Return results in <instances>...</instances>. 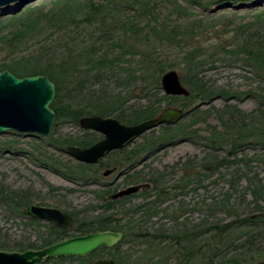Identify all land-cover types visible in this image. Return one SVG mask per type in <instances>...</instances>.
I'll return each instance as SVG.
<instances>
[{
  "label": "trees",
  "instance_id": "1",
  "mask_svg": "<svg viewBox=\"0 0 264 264\" xmlns=\"http://www.w3.org/2000/svg\"><path fill=\"white\" fill-rule=\"evenodd\" d=\"M241 1L55 0L49 9H25L0 23V72L9 70L21 78L42 74L56 85L51 108L57 119L47 141L68 160L36 150L69 181L100 187L95 193L102 201V211L96 215V207L70 213L74 221L70 228L58 231L57 226L44 224L48 230L38 241L11 244L0 234V250L42 249L70 233L110 230L124 234L114 248H101L117 264H264V178L252 167L264 164V28L257 27L264 21V12L255 24L237 27L231 43H218L215 48L207 47L203 38L208 33L207 20L194 12ZM165 43L182 56L180 76L190 91L188 97L163 92V74L181 68L157 53ZM217 56L222 62L231 59L233 66L242 63L260 80L246 93L257 102L251 112L234 103L243 100L240 93L218 91L200 78L203 65ZM135 98L139 101L131 104ZM219 100H223L221 107L216 105ZM167 107L185 110L184 120L152 130L139 139L143 143L137 140L129 152H119L130 170L126 186L147 188L131 196L127 208L116 202L109 208V183L103 175L109 170V155L97 165H88L66 153L68 146L96 144L101 135L82 129V135L62 137L57 127L79 126L88 116L138 124L158 117ZM179 141L203 147V154L182 164L176 180L168 181L167 175L159 173L140 177L153 157L152 149L159 143ZM221 183L225 187L216 197L195 205L204 217L198 222L184 218L190 210L181 201L163 207ZM133 198L141 202L135 204ZM31 205L26 193L0 186V206L30 218L35 226L43 225L28 214ZM224 213L226 219L220 216ZM96 255L41 264H92Z\"/></svg>",
  "mask_w": 264,
  "mask_h": 264
},
{
  "label": "rangeland",
  "instance_id": "2",
  "mask_svg": "<svg viewBox=\"0 0 264 264\" xmlns=\"http://www.w3.org/2000/svg\"><path fill=\"white\" fill-rule=\"evenodd\" d=\"M55 0H33L23 7L20 4H13L0 9V23L4 22L8 17L13 15H4L8 10L20 12L31 10L37 7L51 8L52 2ZM231 7L220 11H213L217 6H214L210 12H204L200 9H195L194 12L200 16H204L207 20L208 33H206L205 44L207 47L215 48L218 43L229 44L232 42L231 35L239 26L255 24L257 16L264 12V0H243L236 4L231 3ZM19 12V13H20ZM17 13V14H19ZM16 14V15H17ZM258 28H264V21L257 23ZM178 49L168 44L158 46L157 53L166 57L169 62L181 64L182 56L179 55ZM1 53V52H0ZM1 58V56H0ZM3 58V57H2ZM219 56L214 59V62H207L203 65L200 78L203 79L208 86H213L216 90L229 91L231 94H241L243 100L234 101L245 112H251L257 102L254 97H246V93L255 89L260 80L255 76L250 69L242 67V63L236 65L229 64L233 62H222L218 60ZM181 68H175L179 73ZM169 71V70H168ZM245 94V95H244ZM244 95V96H243ZM139 100L135 98L131 104L137 103ZM223 100L217 101V107H221ZM213 122L216 121L213 119ZM203 128V127H202ZM57 134L63 136H79L82 135V128L74 126L70 123H65L57 127ZM38 134H27L17 132H7L0 135V186H6L17 192L26 193L33 205L52 207L60 209L66 213L80 212L86 207H96L98 210L95 215L102 210L100 209L102 201L96 196V191L100 187L96 185H84L69 181L62 174L49 167V162L39 155V151L48 150L54 152L57 159L61 161L68 160L63 157L59 151H54L48 144V139ZM140 142V140H138ZM203 147L194 144L182 143L168 150L158 153L148 164H151V170L172 171L173 167L180 164L175 171L179 170L187 160H193L203 154ZM253 170L261 174L264 178V164L253 163ZM148 171V170H146ZM177 174H171L167 180L172 181L178 179ZM109 180V179H108ZM109 182V181H108ZM225 184L220 186H211L208 191L200 190L198 193L190 192L188 195L178 197L176 200L170 201L167 205L175 204L181 201L184 205H188L190 212L184 218L190 221H199L203 217L202 213L195 208L196 204L207 201L210 196H217V192L221 191ZM250 200V197H248ZM210 201V200H208ZM135 204L141 202L140 198H134L132 201ZM196 210V211H192ZM222 218L226 219L227 214H221ZM159 217L153 222L158 223ZM165 223H170L164 220ZM41 226H35L30 222V218L9 212L5 207L0 206V234L6 236L9 241L15 243L24 239L38 241L40 235L47 232L46 225L50 224L42 221Z\"/></svg>",
  "mask_w": 264,
  "mask_h": 264
},
{
  "label": "water",
  "instance_id": "3",
  "mask_svg": "<svg viewBox=\"0 0 264 264\" xmlns=\"http://www.w3.org/2000/svg\"><path fill=\"white\" fill-rule=\"evenodd\" d=\"M33 0H0V9L13 4L23 5ZM231 7L217 6L213 11ZM8 10L4 15H16ZM163 92L169 97H188L189 89L182 83L177 70L165 72L161 78ZM56 96V85L46 75L18 77L9 70L0 72V135L7 132L38 134L49 137L56 122L57 114L51 108ZM186 111L177 107H167L151 120L138 124H125L114 117L88 116L80 120L79 126L86 131L96 132L102 139L96 144L80 148L68 146L66 153L79 163L97 165L110 152L131 145L146 133L161 126H173L184 120ZM109 177V170L103 173ZM147 186H131L115 198L131 196L145 190ZM28 214L37 220L46 221L60 228L73 226L69 213L52 207L31 205ZM122 232L100 231L84 236L66 239L44 249H29L23 252L0 250V264H41L53 259L66 257L84 258L101 247L117 246L123 239ZM94 264H117L112 258L100 259Z\"/></svg>",
  "mask_w": 264,
  "mask_h": 264
},
{
  "label": "flooded vegetation",
  "instance_id": "4",
  "mask_svg": "<svg viewBox=\"0 0 264 264\" xmlns=\"http://www.w3.org/2000/svg\"><path fill=\"white\" fill-rule=\"evenodd\" d=\"M140 142L143 143V140H140ZM182 143L192 144L191 142H188V141L159 143L156 148L152 149L153 157L156 156L158 153L164 152V151L168 150L169 148H172V147L177 146V145L182 144ZM133 145H134V142L131 145H128L127 147H125L123 149L115 150V151H112L109 153V177H105L107 179V182L109 181L108 182L109 183V208L115 202H116V204H124L125 208H127L129 203H130V200H131L129 198L131 196H134V195L142 192V191H140L139 193L133 194L131 196L115 198V196L118 195L120 192L131 187V186H126L127 178L130 175V170L128 169V163H127L126 157L124 156L123 153H119V152L122 150H127V152H129L130 150H132L131 146H133ZM151 166H152L151 164H148V166L144 169V171L140 173V177L141 176L144 177L146 175L150 176V174H152V173H159L161 175H167V178L171 174H177V176L180 177L179 170H177V173H175V172H173L174 169L172 168V171H163L162 172V171H158L155 169L151 170ZM146 170H148V171H146ZM133 200H134V198L132 199V201ZM110 212L111 211L109 210V213ZM61 229L62 228L58 227V231H62ZM84 235H87V234H84ZM84 235H80L79 233H77V234L70 233L67 238H65L61 241H64V240L70 239V238L84 236ZM57 243H59V242H57ZM47 247H49V246H47ZM101 248H104V247H101ZM112 248H114V247L109 248V250ZM42 249H44V248H42ZM100 249L98 252H95V254H97V255H96V259L94 260V262L92 264H94L96 261H98L100 259L110 258V256H108L106 253H104L102 251V249L101 250ZM35 250H39V249H35ZM74 258H76V257H74Z\"/></svg>",
  "mask_w": 264,
  "mask_h": 264
}]
</instances>
